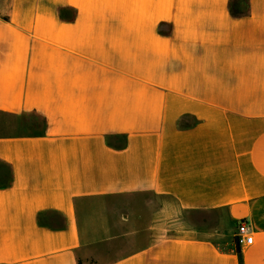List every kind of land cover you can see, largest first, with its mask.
<instances>
[{"label":"crops","instance_id":"crops-1","mask_svg":"<svg viewBox=\"0 0 264 264\" xmlns=\"http://www.w3.org/2000/svg\"><path fill=\"white\" fill-rule=\"evenodd\" d=\"M0 114V264H264V0H5Z\"/></svg>","mask_w":264,"mask_h":264},{"label":"rangeland","instance_id":"rangeland-1","mask_svg":"<svg viewBox=\"0 0 264 264\" xmlns=\"http://www.w3.org/2000/svg\"><path fill=\"white\" fill-rule=\"evenodd\" d=\"M5 0H0V3H3ZM32 118H22L20 121L15 120L12 117L1 115L0 114V135H24V134H34L42 131V123L40 120L33 123ZM118 247V246H117ZM103 250V251H102ZM113 250V248L111 249ZM103 248L98 252V256L106 257L109 252ZM111 255V254H110Z\"/></svg>","mask_w":264,"mask_h":264},{"label":"built area","instance_id":"built-area-1","mask_svg":"<svg viewBox=\"0 0 264 264\" xmlns=\"http://www.w3.org/2000/svg\"><path fill=\"white\" fill-rule=\"evenodd\" d=\"M237 244L240 248L251 246L254 242L253 229L248 222H242L239 225L236 234Z\"/></svg>","mask_w":264,"mask_h":264},{"label":"trees","instance_id":"trees-1","mask_svg":"<svg viewBox=\"0 0 264 264\" xmlns=\"http://www.w3.org/2000/svg\"><path fill=\"white\" fill-rule=\"evenodd\" d=\"M43 129H44V126H43V124H42V131L39 132V133H34L33 135H40V134L43 132ZM239 254L241 255V250H240V248H239Z\"/></svg>","mask_w":264,"mask_h":264}]
</instances>
